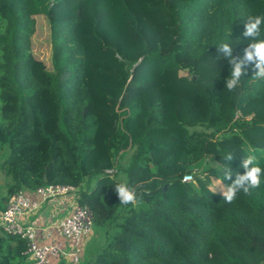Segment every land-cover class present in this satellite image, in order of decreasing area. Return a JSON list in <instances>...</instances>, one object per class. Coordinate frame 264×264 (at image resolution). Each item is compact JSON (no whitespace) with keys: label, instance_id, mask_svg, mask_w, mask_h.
I'll return each instance as SVG.
<instances>
[{"label":"trees","instance_id":"1","mask_svg":"<svg viewBox=\"0 0 264 264\" xmlns=\"http://www.w3.org/2000/svg\"><path fill=\"white\" fill-rule=\"evenodd\" d=\"M38 15L47 23V64L32 51ZM255 16L264 17V0H0V170L11 175L10 195L75 189L95 228L76 264H264V176L232 203L210 183L229 186L249 154L264 169V122L237 118L264 101V79L253 67L229 91L231 66L217 51L227 43L242 58L253 42L245 24ZM260 31L264 40V24ZM96 43L125 71L135 62L158 70L115 96L91 76L90 52L104 55ZM130 148L122 173L138 203L123 205L114 192L116 156ZM205 157L220 169L184 183ZM111 169L117 174H106ZM122 207L129 213L114 234L86 250ZM25 249L0 235V264H26Z\"/></svg>","mask_w":264,"mask_h":264},{"label":"rangeland","instance_id":"2","mask_svg":"<svg viewBox=\"0 0 264 264\" xmlns=\"http://www.w3.org/2000/svg\"><path fill=\"white\" fill-rule=\"evenodd\" d=\"M36 19V29L32 37V51L34 55L43 60L46 64L49 56L48 38H47V23L42 15L35 17ZM93 20H86V30L90 32L92 29ZM94 40H90L93 42ZM92 47H97L99 52L104 53V55H96L95 51H91L90 56V66L93 72L91 76L98 85H102L105 90L113 93L115 96L119 95V92L124 87L125 83L130 80H144L154 73L157 72L158 66L156 62L152 65L143 64L140 68L137 66V62L133 64L132 67H128L124 70L122 62H119L115 52L107 51L102 48L98 43L93 44ZM139 62V61H138ZM254 65H250L247 71H250ZM237 118L240 120H250L254 119L260 122H264V101L255 102L245 106L243 109L237 112ZM201 129V128H199ZM134 149L130 148L124 153L117 155V165L115 168L119 171V174L115 176V179L120 182H125V175L122 173V169L130 164ZM2 159H0V162ZM213 168L220 169V166L210 157H205L196 165L192 166L191 173L193 176V183H195V173H201L204 169ZM13 181L11 175L5 173V171L0 170V202L6 201L11 196L9 193L10 187ZM86 183V182H85ZM92 180H89L86 184L82 186L84 188L87 184H92ZM211 186L222 190L226 188L220 181L214 178L210 179ZM129 213L127 208L122 207L116 217V222L112 227H108L103 231H100L97 235H92L89 244L86 247L89 251H96L106 243L109 237H111L117 230V225L122 221L123 217ZM95 229V228H94ZM93 229V230H94ZM95 231V230H94ZM2 234V233H0ZM93 234V233H92ZM94 237V238H93ZM94 239V241H93Z\"/></svg>","mask_w":264,"mask_h":264},{"label":"built area","instance_id":"3","mask_svg":"<svg viewBox=\"0 0 264 264\" xmlns=\"http://www.w3.org/2000/svg\"><path fill=\"white\" fill-rule=\"evenodd\" d=\"M106 174L114 176L116 169L107 170ZM192 177L186 180L185 177ZM182 181H193L191 173L185 174ZM41 201H47L67 194H74L75 189L66 185H46L35 190ZM41 202L31 201L23 192H17L9 197L2 210H0V229L8 237L22 240L26 249L28 264H52V259L65 255L64 243L53 241L51 244H38L36 240V227L32 224L20 222V217L39 208ZM58 236L69 243L73 264L80 258L84 240L93 229V217L86 206L76 205L71 214L54 226Z\"/></svg>","mask_w":264,"mask_h":264},{"label":"clouds","instance_id":"4","mask_svg":"<svg viewBox=\"0 0 264 264\" xmlns=\"http://www.w3.org/2000/svg\"><path fill=\"white\" fill-rule=\"evenodd\" d=\"M264 24V17L255 16L249 18L245 24V31L243 36L253 41L248 44L244 50L243 57H234L233 48L227 43H221L217 51L227 60L231 66L230 77L225 82V87L232 91L241 80L242 76L247 74V68L254 65V76L258 79H264V40L258 39L261 34V25ZM234 155L229 152L224 160L231 162ZM240 167L244 169V174H237L236 179L232 183L221 190L223 200L227 203H232L239 192L243 191L245 194H251L252 189L259 188L261 185V178L264 176V169L258 163L254 154L245 156ZM232 171L228 166L224 167V179L232 180ZM192 177H185L186 180ZM114 192L118 196L119 203L123 205L138 203L137 194L134 190L129 188L126 182H121L115 185Z\"/></svg>","mask_w":264,"mask_h":264},{"label":"crops","instance_id":"5","mask_svg":"<svg viewBox=\"0 0 264 264\" xmlns=\"http://www.w3.org/2000/svg\"><path fill=\"white\" fill-rule=\"evenodd\" d=\"M25 195L31 201H37L41 203L38 209L22 215L19 219L20 222L32 224L36 227V240L40 245L51 244L53 241H62L64 243L63 249L65 255L53 258L52 264H73L71 257L68 255V253L71 252L69 243L58 236L54 226L62 219L69 216L74 210L75 206L77 205L76 192L74 194H67L44 202L41 201L40 197L35 192H28ZM6 201L0 202L2 209ZM0 233H2L0 235H5L1 229ZM89 240H91L90 237L87 241V244H89ZM26 264H28V259Z\"/></svg>","mask_w":264,"mask_h":264},{"label":"water","instance_id":"6","mask_svg":"<svg viewBox=\"0 0 264 264\" xmlns=\"http://www.w3.org/2000/svg\"><path fill=\"white\" fill-rule=\"evenodd\" d=\"M178 74H179L180 77L186 76V73L181 71V70L178 72ZM44 181H45V179H44Z\"/></svg>","mask_w":264,"mask_h":264}]
</instances>
